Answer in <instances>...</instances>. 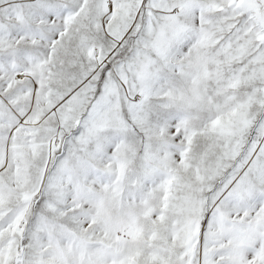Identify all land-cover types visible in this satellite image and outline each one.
<instances>
[{"label": "snow or ice", "instance_id": "snow-or-ice-1", "mask_svg": "<svg viewBox=\"0 0 264 264\" xmlns=\"http://www.w3.org/2000/svg\"><path fill=\"white\" fill-rule=\"evenodd\" d=\"M0 264H264V0H0Z\"/></svg>", "mask_w": 264, "mask_h": 264}]
</instances>
